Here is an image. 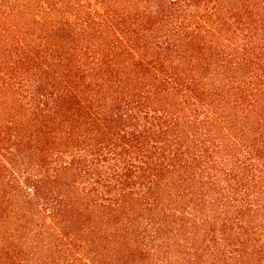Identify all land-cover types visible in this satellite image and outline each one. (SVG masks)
Returning <instances> with one entry per match:
<instances>
[{"label":"trees","instance_id":"1","mask_svg":"<svg viewBox=\"0 0 264 264\" xmlns=\"http://www.w3.org/2000/svg\"><path fill=\"white\" fill-rule=\"evenodd\" d=\"M0 264H264V0H0Z\"/></svg>","mask_w":264,"mask_h":264}]
</instances>
